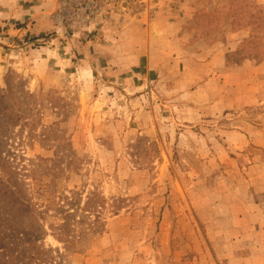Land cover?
Listing matches in <instances>:
<instances>
[{
  "label": "rangeland",
  "instance_id": "374dc122",
  "mask_svg": "<svg viewBox=\"0 0 264 264\" xmlns=\"http://www.w3.org/2000/svg\"><path fill=\"white\" fill-rule=\"evenodd\" d=\"M0 248L264 264V0H0Z\"/></svg>",
  "mask_w": 264,
  "mask_h": 264
},
{
  "label": "trees",
  "instance_id": "16d2710c",
  "mask_svg": "<svg viewBox=\"0 0 264 264\" xmlns=\"http://www.w3.org/2000/svg\"><path fill=\"white\" fill-rule=\"evenodd\" d=\"M25 202L29 203V202H28V200H25ZM30 207H31V206H30ZM35 211H36V209H35V208H34V209H32V212H33L34 214H36V212H35ZM36 215H38L39 217H42V218H43V214H41V213H38V214H36ZM52 226L54 227V229H56V227H57V226H56V225H54V224H53ZM0 250H2V248H0Z\"/></svg>",
  "mask_w": 264,
  "mask_h": 264
}]
</instances>
